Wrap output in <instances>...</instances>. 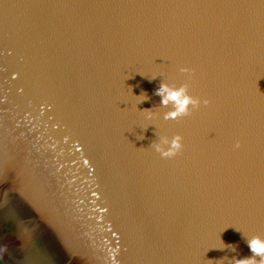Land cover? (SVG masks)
I'll return each instance as SVG.
<instances>
[{"label":"water","instance_id":"1","mask_svg":"<svg viewBox=\"0 0 264 264\" xmlns=\"http://www.w3.org/2000/svg\"><path fill=\"white\" fill-rule=\"evenodd\" d=\"M161 83L208 104L164 119ZM174 135L182 149L162 158L152 143ZM0 206L1 264L252 256L260 0H0Z\"/></svg>","mask_w":264,"mask_h":264},{"label":"clouds","instance_id":"2","mask_svg":"<svg viewBox=\"0 0 264 264\" xmlns=\"http://www.w3.org/2000/svg\"><path fill=\"white\" fill-rule=\"evenodd\" d=\"M180 71L187 72L189 70L181 68ZM156 94L161 96L162 104L167 105L169 102L173 104L172 109L164 113V119H176L188 115L192 109L198 108L201 104H208L207 99L190 95L185 84L176 87L170 86L167 83H161L160 87L156 90ZM151 146L162 158H170L176 155L183 147L182 138L179 135H174L171 139L166 136H161ZM247 243L253 255L238 260L236 264H264V239L252 237ZM256 257L260 258L259 261H257Z\"/></svg>","mask_w":264,"mask_h":264},{"label":"snow or ice","instance_id":"3","mask_svg":"<svg viewBox=\"0 0 264 264\" xmlns=\"http://www.w3.org/2000/svg\"><path fill=\"white\" fill-rule=\"evenodd\" d=\"M261 6H264V0H260ZM3 206H0V210H2Z\"/></svg>","mask_w":264,"mask_h":264},{"label":"trees","instance_id":"4","mask_svg":"<svg viewBox=\"0 0 264 264\" xmlns=\"http://www.w3.org/2000/svg\"><path fill=\"white\" fill-rule=\"evenodd\" d=\"M1 264V263H0Z\"/></svg>","mask_w":264,"mask_h":264}]
</instances>
